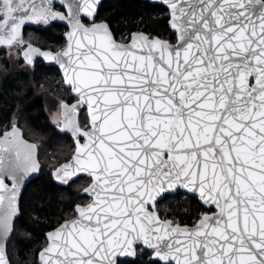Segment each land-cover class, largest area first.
<instances>
[{"label": "snow or ice", "instance_id": "snow-or-ice-1", "mask_svg": "<svg viewBox=\"0 0 264 264\" xmlns=\"http://www.w3.org/2000/svg\"><path fill=\"white\" fill-rule=\"evenodd\" d=\"M163 2L170 39L139 33L119 43L94 22L99 0H0V45L23 44L29 22L70 29L55 54L27 44L21 56L63 69L76 96L63 105L64 128L77 149L55 179L86 174L94 197L47 234L41 264H117L137 255V242L149 264H264V0ZM81 106L83 126L73 119ZM36 167L31 151L0 155L3 235L17 186ZM178 185L216 211L191 228L161 220L157 199ZM0 264H11L3 246Z\"/></svg>", "mask_w": 264, "mask_h": 264}, {"label": "trees", "instance_id": "trees-1", "mask_svg": "<svg viewBox=\"0 0 264 264\" xmlns=\"http://www.w3.org/2000/svg\"><path fill=\"white\" fill-rule=\"evenodd\" d=\"M169 19L165 6L147 0H104L96 17L106 20L121 41H128L134 31L170 39ZM66 30L55 22L50 26L29 25L23 28L22 36L26 42L58 50L65 43ZM61 94L65 100L75 97L57 67L43 61L30 67L23 59L14 62L0 51V134L17 120L24 136L38 145L42 165L21 198V214L7 246L11 264H37L38 253L47 243L46 232L73 217V207L87 201L81 191L89 178L81 176L61 186L52 176V170L73 153L72 142L52 124L46 111V95ZM87 118L86 113L80 116L84 123ZM158 209L164 218L182 224H194L208 210L197 197L183 192L161 200ZM150 256L151 252L141 247L136 258L120 260L119 264H149Z\"/></svg>", "mask_w": 264, "mask_h": 264}, {"label": "water", "instance_id": "water-1", "mask_svg": "<svg viewBox=\"0 0 264 264\" xmlns=\"http://www.w3.org/2000/svg\"><path fill=\"white\" fill-rule=\"evenodd\" d=\"M147 1H150L151 3H154V4H161V5H163V6H165V7L167 8V6H166L165 3L163 2V0H147ZM103 2H104V0H99L98 6H97V14H96V16H95V18H94V22H95V23H105V24H107V25L109 26V29H110V31H111L113 37L117 40V42H119V43H130V40H131V36H132V35L139 34V33L148 34L147 32H144V31H134V32H132V34H131V36H130V38H129L128 41H121V40H118V39L115 37V34H114V32H113V30H112L110 24H109L106 20H96V17H97L98 12H99V8H100V6L102 5ZM54 6H59V7H61V5H60L59 3H56ZM61 8H62V7H61ZM167 9H168V8H167ZM57 10H61V11H63V8H62V9H57ZM168 10H169V9H168ZM89 22H90L89 20H85V23H89ZM55 23H60V24H63L64 26H66L67 30L64 32V38H65L66 33L70 30L69 27H68L65 23H63V22H59V21H57V22H55ZM26 25H28V23H26V24L22 27V30H21L22 33H23V28H24ZM169 26H170V19H169ZM171 30H172V29H171ZM172 31H173V30H172ZM156 37H159V36H156ZM159 38L162 39V40L165 39V38H161V37H159ZM170 42H171V41H170ZM27 44H31L33 47H35V48H39V49L41 50V52H43V51H51V52H53V54H55L56 52L60 51V50L63 49L64 47H66L67 41H66V39H65V43H64V44H63L58 50H52V49H48V48H42V47L37 46L36 44H34V43H32V42H27ZM27 44L21 49V55L23 54V51L26 50V46H27ZM2 47H6V46L0 45V48H2ZM24 60L28 63V61H27L26 59H24ZM37 61H43L47 66H54V67H57V68L59 69L61 75H62V79H63V81H64L65 86H66L67 88L71 89V88L67 85L66 79H65V77H64V75H63V69L60 68V66H59V64H58L57 62L47 60L46 58H44L42 55H39V54L34 55V57H33V61H32L31 64H34V63H36ZM71 92H72V89H71ZM72 94L75 96V94H74L73 92H72ZM75 97H76V96H75ZM75 102H76V100H74L73 102H70V103H68V102H63V103H62V106H61V113H62V126L59 127V130H60L62 133L67 134V135L73 137L74 142H75V150H74V153L72 154V156H71L68 160L63 161L62 163H60V164H59L56 168H54L53 171H52L53 179L55 180V182H56L57 184H59V185H61V186H67V185L70 184V182H72V181H74V180L77 179V177H73V178H71V179H69V180H67V181H58V180L55 179V172H56V169L60 168V167H61L63 164H65V163H69V162L72 160V158L74 157L75 153H76V149H77L76 138L70 134V131H68V130H66V129L64 128L65 110H64V107H63V105H64L65 103H67L68 105H71V104H73V103H75ZM84 109H86L87 112H88V109H87L85 106H81V108H80L78 114H77L75 117H73V119L79 120L80 114H81V112H82ZM89 115H90V114H89V112H88V116H89ZM79 122H80V121H79ZM13 131L16 132V136H15V137H12V138H9V136H7L6 134H10V133H12ZM85 142H86V141H81V140L79 141L80 144H83V143H85ZM28 146H32L31 149H29ZM17 150L20 151V159H21V160H23V158L25 157V155H26L29 151H31V155H32L33 159L36 161L37 167H36L34 170H30L29 172H27V173L25 174L24 179H23V180L18 184V186H17V190H16V193H15V199H16V204H17V211H16L15 215L12 216V217L10 218V220H9V225H10L9 233H8L7 235H3V234H2V227H0V235H3V238L0 239V246L5 247L7 253H8V250H7L8 242L10 241V239H11L13 233H14L15 222H16L17 218H18V217L20 216V214H21V198H22L23 192H24L25 188L27 187V185L31 182V180H33L34 178H36V177L40 174V171H41V168H42V165H41V162H40V159H39V148H38L37 144H36L35 142L29 140L28 138H26V137L24 136V132H23V130H22L19 126H17V125H13L10 129H8V130L4 131L2 134H0V155H4V154H7V153H12V154L14 155V154H15V151H17ZM81 176H87V175H86V174H79V177H81ZM5 184H7V185L9 186V188H10V187H11V184H12V181H11L10 179H5ZM91 184H92V181H91V183H90L87 187H85V188L82 190V193H83V194L87 195V194L85 193V190L88 189V188L91 186ZM179 192L187 193V194H190V195H192V196L197 197V198L199 199V201L201 202V204H202L203 206H205V205L202 203L201 198H199L198 193L192 192L191 190H186V189H184L182 186H179V185H178L177 187L173 188V189H166L165 192L162 194V198H159V197H158V199H157V203H158L160 200H162L163 198H165L167 195H172V194H176V193H179ZM92 199H94V197H93ZM92 199H91V201H89L88 203H91V202H92ZM88 203H87V204H88ZM157 203H156V206H155V207H156V211L159 213L160 219H161V220H172V219H164V218L161 216V214H160V212L158 211V208H157ZM79 205L82 206V205H84V204H79ZM206 208H208V207H206ZM213 208H214V207H213ZM3 210H4V205H0V213H2ZM215 211H216V209H215ZM215 211H213V212H215ZM207 213H209V212H205V213H203V214H207ZM203 214H202V215H203ZM202 215L200 216V218L202 217ZM75 216H76V213H75V215H74L73 217L64 220V221H63L62 223H60L58 226H56L55 228H53V229L49 230L48 232H46V235H45V236H46V239H47V243H46V245H45L43 248L47 247L48 244H49V241H48V238H47V234L50 233V232H52L54 229L58 228V227H59L60 225H62L65 221H67V220H71V219H74ZM200 218H199V219H200ZM199 219H198V220H199ZM198 220H197V222H198ZM172 221H173V220H172ZM197 222H196V223H197ZM180 225H181V224H180ZM181 226H187V227H190V228H191V227H193L194 225H181ZM135 247H136V252H137V255H136L135 257H134V256H131V255H126V256H125V255H122V256H119V257L117 258V264H119L120 260L136 258V257L138 256V248H139V247H142V248H144V249L150 251L146 246H143L142 243H140V242H137V244L135 245ZM43 248H42V249H43ZM42 249H41V250H42ZM41 250H40L39 253H38L37 264H41V262H40V255H39L40 252H41ZM8 257H9V255H8ZM9 259H10V258H9Z\"/></svg>", "mask_w": 264, "mask_h": 264}, {"label": "rangeland", "instance_id": "rangeland-1", "mask_svg": "<svg viewBox=\"0 0 264 264\" xmlns=\"http://www.w3.org/2000/svg\"><path fill=\"white\" fill-rule=\"evenodd\" d=\"M0 18H2V17H0ZM3 51L5 52L6 56L10 60H13L14 62H19L22 60L21 59V50H20L19 46H12V47L3 49ZM24 64H26V63L24 62ZM62 91H63V88H62ZM62 97H63L62 94L59 96L46 95V111L48 113L50 121L55 126H57V124L60 122V119H61L60 102L62 100H65V99H62ZM16 123H17V120H13L12 126L15 125ZM71 149H73L72 146H71ZM53 158H55V157H53Z\"/></svg>", "mask_w": 264, "mask_h": 264}, {"label": "flooded vegetation", "instance_id": "flooded-vegetation-1", "mask_svg": "<svg viewBox=\"0 0 264 264\" xmlns=\"http://www.w3.org/2000/svg\"><path fill=\"white\" fill-rule=\"evenodd\" d=\"M54 7H55V9H62V8L59 7V6H54ZM29 25L43 26L44 24H37V23H35V22H29L28 25H26V26H29ZM23 41H24V40H23ZM26 44H27V42L24 41L23 44H20V45H16V44H14V45H12V46H19V47H20V50H21ZM12 46H11V47H12ZM6 48H9V47H8V46H6V47H2V48H0V51H2L3 49H6ZM21 56H22V55H21ZM23 60H24V59H23ZM24 62H25L27 65H30V66L33 67V66H35V64H36L38 61H37L36 63H34V64L27 63L25 60H24ZM61 76H62V75H61ZM63 82H64V81H63ZM64 85H65V84H64ZM74 100H76V97L72 98L71 100H62V101L60 102V112H61V106H62V103H63V102H68V103H70V102H73ZM83 113H86L87 117L89 118V116H88V112H87L86 109H84V110L81 112V114H83ZM81 114H80V116H81ZM88 118H87V120H88ZM79 121H80V123H81L82 126L85 124L83 121L80 120V117H79ZM15 125H16V124H15ZM61 126H62V113H61V119H60V122L57 124L56 127L59 129V127H61ZM11 127H12V126H11ZM11 127H10V128H11ZM10 128H8V129H10ZM8 129H7V130H8ZM5 131H6V130H5ZM59 131H60V130H59ZM60 132H61V131H60ZM1 134H2V133H1ZM64 135L67 136V137L70 139V141L72 142V144H73V153H74V150H75V142H74L73 137H71V136H69V135H67V134H64ZM81 141H85V140H84V139H81ZM37 146H38V145H37ZM73 153H72V154H73ZM72 154H71V156H72ZM71 156H70V157H71ZM70 157H69V158H70ZM69 158H68V159H69ZM68 159H66V160H68ZM66 160H64V161H66ZM61 163H62V162H61ZM58 165H59V164H58ZM58 165H57V166H58ZM57 166H56V167H57ZM56 167H55V168H56ZM52 171H53V170H52ZM85 177L89 178L90 181H89L88 184H86V185L83 187V189H84L85 187H87V186L91 183V181H92L90 177H88V176H85ZM83 189H82V190H83ZM81 193H82V191H81ZM82 194H83V193H82ZM84 195H85V194H84ZM85 196H87V201H86V202L79 203V204H87L89 201H91L92 198L90 199L88 195H85ZM167 196H169V195H167ZM167 196H166V197H167ZM166 197H165V198H166ZM165 198H163V199H165ZM163 199H162V200H163ZM160 201H161V200H160ZM160 201H159V202H160ZM159 202H158V203H159ZM158 203H157V208H158ZM79 204H77V205H79ZM158 211H159V209H158ZM210 211H211V212L215 211V208H211V210L208 208V210H206L205 212H210ZM159 212H160V211H159ZM205 212H203V213H205ZM203 213H202V214H203ZM202 214H201V215H202ZM161 216H162V215H161ZM162 217H163V216H162ZM163 218H164V217H163ZM164 219H172V218H164ZM172 220H173V219H172ZM173 221H174V220H173ZM175 222H176V223H179V224H181V225H194L197 221H196L194 224H182V223L177 222V221H175ZM139 248H141V247H139ZM139 248H138V249H139Z\"/></svg>", "mask_w": 264, "mask_h": 264}]
</instances>
